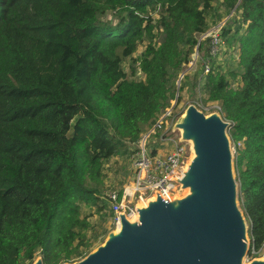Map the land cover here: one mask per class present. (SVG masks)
I'll return each mask as SVG.
<instances>
[{"label":"trees","instance_id":"1","mask_svg":"<svg viewBox=\"0 0 264 264\" xmlns=\"http://www.w3.org/2000/svg\"><path fill=\"white\" fill-rule=\"evenodd\" d=\"M216 3L236 15L220 37L237 46L241 86L232 89L210 63L204 89L230 124L247 257H256L264 247V0H0V264H72L89 254L83 209L113 218L96 188L103 164L127 144L137 149L174 99L169 73L208 44L198 40Z\"/></svg>","mask_w":264,"mask_h":264},{"label":"water","instance_id":"2","mask_svg":"<svg viewBox=\"0 0 264 264\" xmlns=\"http://www.w3.org/2000/svg\"><path fill=\"white\" fill-rule=\"evenodd\" d=\"M229 126L217 114L188 106L173 127L192 153L180 189L169 201L156 195L137 205L133 220L119 215L117 232L73 264H242L250 240L238 205Z\"/></svg>","mask_w":264,"mask_h":264},{"label":"rangeland","instance_id":"3","mask_svg":"<svg viewBox=\"0 0 264 264\" xmlns=\"http://www.w3.org/2000/svg\"><path fill=\"white\" fill-rule=\"evenodd\" d=\"M214 9L215 12L211 13L208 17L207 31L200 36L198 40L199 43L204 42L206 40L209 41L207 37L213 32V29H217L220 26H224L228 22L230 26L233 22H235L236 15L233 12L229 13L225 11L217 3L215 4ZM103 19L109 20L112 24L116 22L115 18L110 17V15H107ZM160 41L161 37L158 36L157 42ZM222 41L223 46L220 48V51L215 58H212L210 56V53L207 54V50L210 46V43L208 42V44L202 45L200 49H198V47L194 49L188 65L184 66L178 72L172 71L169 73V88L170 91L174 93V99L169 101V106L166 107L158 115L156 121L157 123L150 129H145L142 135L140 136L141 138L149 136V134L153 132L155 126H159L160 128L163 124L160 134H157V136H151L147 139L146 146L148 149H156L157 151H159L168 148L167 146L162 145L161 138L162 136L165 137L169 134L175 137L179 136V132L174 131L173 127L174 124L178 122L179 119L183 116L188 106H194L199 112L203 113L205 116L217 114L220 118L223 119V114L220 105L218 103H210L207 101V96L204 89L205 78L202 77L203 64L206 61H209V63L212 64L213 70L216 69L221 75L225 76L229 86L232 89H237L241 86L239 81L241 68L237 64V46L230 47L227 41H225L224 37ZM142 52L143 48H139L138 51L134 54L133 58L138 59L141 56ZM128 67L129 63H125L124 69L127 74L129 73ZM132 79L135 81H140L142 80V75H140V72L137 71L135 77H133ZM227 136L230 142V146L231 148H233V144L230 140L228 132ZM139 140L141 139L139 138ZM126 148V151L121 150L113 158L105 162L102 166L100 183L96 184V188L98 189L100 195L103 197L106 193L110 191L120 193L124 188H126L130 184L132 176V166L131 162L129 161V157L131 152L136 149V146L127 144ZM83 214L84 216H88V226L87 230L84 232V235L87 239L85 243L91 244L89 248L90 254L106 241L108 234L116 233L117 229L113 223V218L111 217L101 219L100 216L95 215L93 210L89 208H84ZM82 259H77L76 262ZM263 259L264 248L261 249L257 253L256 257L252 260L245 256L242 264H249L253 260Z\"/></svg>","mask_w":264,"mask_h":264},{"label":"built area","instance_id":"4","mask_svg":"<svg viewBox=\"0 0 264 264\" xmlns=\"http://www.w3.org/2000/svg\"><path fill=\"white\" fill-rule=\"evenodd\" d=\"M222 27L213 29V32L207 37L210 43L208 53L212 58L218 55L223 46L219 35ZM210 71V63L206 61L203 64L202 77L205 78ZM155 128H159V126H155ZM167 136H165L167 138L162 136L161 142L168 148L159 151L155 149L154 154H152L153 149H148L146 146L149 136L140 137L137 149L129 157L132 166L129 186L120 193L110 191L105 194L113 213V223L116 228L119 226V215H124L127 220H133L137 216V205H145L149 199L155 198L156 195L169 201L170 197L180 189L179 182L192 157L190 144L181 141L180 134L178 137L170 134ZM232 150L235 153L234 146Z\"/></svg>","mask_w":264,"mask_h":264},{"label":"bare ground","instance_id":"5","mask_svg":"<svg viewBox=\"0 0 264 264\" xmlns=\"http://www.w3.org/2000/svg\"><path fill=\"white\" fill-rule=\"evenodd\" d=\"M187 194V191L185 192ZM118 228V227H117Z\"/></svg>","mask_w":264,"mask_h":264}]
</instances>
